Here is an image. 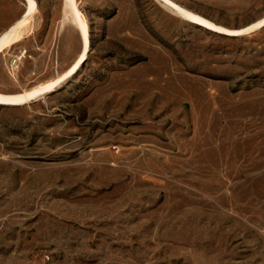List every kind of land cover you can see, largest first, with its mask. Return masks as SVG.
Wrapping results in <instances>:
<instances>
[{"label": "rangeland", "instance_id": "rangeland-1", "mask_svg": "<svg viewBox=\"0 0 264 264\" xmlns=\"http://www.w3.org/2000/svg\"><path fill=\"white\" fill-rule=\"evenodd\" d=\"M1 39L0 264H264V0H0Z\"/></svg>", "mask_w": 264, "mask_h": 264}, {"label": "bare ground", "instance_id": "bare-ground-1", "mask_svg": "<svg viewBox=\"0 0 264 264\" xmlns=\"http://www.w3.org/2000/svg\"><path fill=\"white\" fill-rule=\"evenodd\" d=\"M33 11H34V4L32 3V4H30V5L28 6V13H29V14H32ZM77 16H78L79 21H81V16H80V14L78 13V11H77ZM194 20L197 21V22H199V23L207 24L203 19H201V18H199V17H195ZM215 28H216V27H215ZM241 32H242V31H237V32L232 33V34H234V35H240ZM2 42H3V40L1 39V40H0V44H1ZM86 57H87V49L84 51V53H83V55H82V60H81V61L85 60ZM14 60H16V62H14ZM14 60H13V64H14V65H17V64H18V58H15ZM81 61H80V62H81ZM54 86H55V84H52V85H50V86L44 88L43 91H42L41 93H42L43 95L51 93L52 90H53V87H54ZM22 97H23L24 100H28V99H29V95H28V94H25V95H23Z\"/></svg>", "mask_w": 264, "mask_h": 264}, {"label": "built area", "instance_id": "built-area-1", "mask_svg": "<svg viewBox=\"0 0 264 264\" xmlns=\"http://www.w3.org/2000/svg\"><path fill=\"white\" fill-rule=\"evenodd\" d=\"M14 62H16V60H14Z\"/></svg>", "mask_w": 264, "mask_h": 264}]
</instances>
